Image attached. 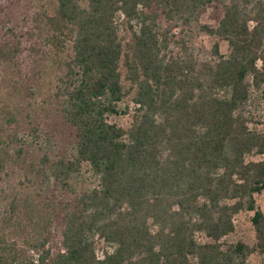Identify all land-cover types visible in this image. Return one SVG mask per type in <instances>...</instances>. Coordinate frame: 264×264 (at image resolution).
<instances>
[{"label": "trees", "instance_id": "16d2710c", "mask_svg": "<svg viewBox=\"0 0 264 264\" xmlns=\"http://www.w3.org/2000/svg\"><path fill=\"white\" fill-rule=\"evenodd\" d=\"M40 22L70 136L0 95V264H264V0H53ZM241 214L252 244L226 239Z\"/></svg>", "mask_w": 264, "mask_h": 264}, {"label": "rangeland", "instance_id": "374dc122", "mask_svg": "<svg viewBox=\"0 0 264 264\" xmlns=\"http://www.w3.org/2000/svg\"><path fill=\"white\" fill-rule=\"evenodd\" d=\"M52 2L53 0H0V44L11 39L9 37H12L14 43L17 42L16 40L19 41V52L15 59L8 64H0V95L6 94L8 86L11 88V94H15V87L18 89L24 87L28 89L27 92L31 90L36 96L38 95L36 105L40 106L42 99H45L39 113L43 127L51 129L56 141L63 144L70 136V129L53 111L51 102L45 95L51 77V62L47 55L49 50L45 32L40 28L42 27L40 17L43 12L52 7ZM221 15L220 7L210 4L203 13L201 21L216 26ZM197 41L209 47L212 39L200 36ZM219 47L222 53H226L227 44L225 42L221 41ZM26 95L30 96L29 93ZM257 201L264 211V192L258 196ZM235 222V232L226 239L228 241L242 240L252 244L253 233L246 215H238ZM54 224L51 236L53 245H57L59 226ZM97 253L101 255L100 249Z\"/></svg>", "mask_w": 264, "mask_h": 264}]
</instances>
